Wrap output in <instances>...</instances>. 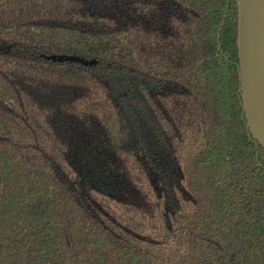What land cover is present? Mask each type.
Returning a JSON list of instances; mask_svg holds the SVG:
<instances>
[{"label": "trees", "instance_id": "16d2710c", "mask_svg": "<svg viewBox=\"0 0 264 264\" xmlns=\"http://www.w3.org/2000/svg\"><path fill=\"white\" fill-rule=\"evenodd\" d=\"M239 18V0L0 1V264H264Z\"/></svg>", "mask_w": 264, "mask_h": 264}, {"label": "water", "instance_id": "95a60500", "mask_svg": "<svg viewBox=\"0 0 264 264\" xmlns=\"http://www.w3.org/2000/svg\"><path fill=\"white\" fill-rule=\"evenodd\" d=\"M242 88L249 124L264 146V22L258 17L257 0H239ZM53 60L96 62L79 54L51 53Z\"/></svg>", "mask_w": 264, "mask_h": 264}, {"label": "bare ground", "instance_id": "6f19581e", "mask_svg": "<svg viewBox=\"0 0 264 264\" xmlns=\"http://www.w3.org/2000/svg\"><path fill=\"white\" fill-rule=\"evenodd\" d=\"M258 17L264 22V0H257Z\"/></svg>", "mask_w": 264, "mask_h": 264}, {"label": "rangeland", "instance_id": "374dc122", "mask_svg": "<svg viewBox=\"0 0 264 264\" xmlns=\"http://www.w3.org/2000/svg\"><path fill=\"white\" fill-rule=\"evenodd\" d=\"M0 1H2V0H0Z\"/></svg>", "mask_w": 264, "mask_h": 264}]
</instances>
